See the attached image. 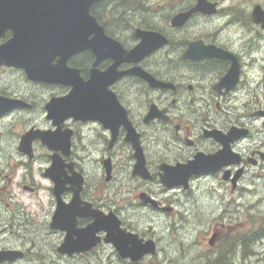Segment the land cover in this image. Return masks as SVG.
Listing matches in <instances>:
<instances>
[{"label":"flooded vegetation","instance_id":"obj_1","mask_svg":"<svg viewBox=\"0 0 264 264\" xmlns=\"http://www.w3.org/2000/svg\"><path fill=\"white\" fill-rule=\"evenodd\" d=\"M197 1L163 0L154 10L150 0L94 3L89 15L96 25L88 41L97 42L94 31L102 28L127 53L140 43L137 30L159 33L167 44L143 58H115L109 47L98 45L72 55L66 68L80 86L91 84V90L77 93L65 77L48 82L58 58L45 59L34 80L30 49L25 63L23 52L5 49L12 31L0 35V252L17 254L2 264H57L48 252L73 261L112 246L100 231L92 250L59 252L67 231L52 227L56 184H61L62 207L77 195L70 226L75 233L91 225L94 218L88 215L98 212L115 216L121 231L146 241L151 238L138 233L125 209L175 217L178 195L185 194L189 227V193L196 184L229 192V204H235L240 191L264 181V27L256 22L261 17H254L257 7L264 14V0H205L214 5L212 14L196 13L173 27L171 19ZM146 14L167 17L165 29L147 23ZM196 18L222 24L197 34ZM195 43L192 56L184 58ZM206 46L219 50L217 56L204 57ZM38 132L45 141L34 138ZM220 152L222 160L211 162ZM198 160L204 172L192 174L186 190L162 183L178 166ZM13 235L19 244H3Z\"/></svg>","mask_w":264,"mask_h":264},{"label":"water","instance_id":"obj_2","mask_svg":"<svg viewBox=\"0 0 264 264\" xmlns=\"http://www.w3.org/2000/svg\"><path fill=\"white\" fill-rule=\"evenodd\" d=\"M101 0H0V35L10 30L13 33L12 39L8 42L5 49L16 48L18 52H23L22 60L26 63V52L32 53L34 80H39V74H42L44 61L51 63L58 58L56 66H50L49 83H61L62 78L73 86V92H79L82 89L91 90V84H82L81 86L74 75V71L66 68L65 63L72 55L83 51L95 49L96 45L104 46L113 51L115 58L128 55L129 58H143L151 54L154 50L167 44V40L159 33L136 31V37L140 43L130 52H125L121 45L110 38H106L102 28L94 31L97 34V42L88 41V37L93 32L95 19L89 15L90 7ZM214 5L206 4L205 0H198L197 4L189 12L178 14L171 19L173 27H182L188 19L196 13L212 14ZM260 7L254 13L255 19L258 15L261 19L256 22L262 23L264 27V14ZM198 43L191 45L185 53L184 58L192 55V49ZM17 46V47H16ZM212 46L204 47V57L217 56L218 52ZM26 69L24 64L23 66ZM58 77V78H57ZM150 78V76H147ZM60 78V79H59ZM80 81V80H79ZM157 86L164 87L166 84L157 83ZM34 138L45 141V134L38 132ZM223 152L211 156V162L222 160ZM140 162V160H139ZM192 171V172H191ZM190 172V173H189ZM204 172L200 160L189 163L186 166H178L175 171L162 178V183L167 187H181L184 190L188 188V181L192 174ZM61 184H56L55 195L58 199V206L53 217L52 227L67 231L64 244L59 249L62 254L72 255L92 250L98 243L99 238L95 239V234L104 231L106 236L104 242L113 245L119 257L123 260H130L132 263L141 261L145 256H154L156 254V245L152 240L144 242L137 235L125 233L119 229V222L115 216L109 215L103 217L100 213L94 212L88 216L94 218V222L87 228L75 233L70 229L73 222V209L77 200L66 206L60 205L58 198L61 192ZM216 235L209 240L213 245ZM17 254L14 252H0V264L14 260Z\"/></svg>","mask_w":264,"mask_h":264},{"label":"rangeland","instance_id":"obj_3","mask_svg":"<svg viewBox=\"0 0 264 264\" xmlns=\"http://www.w3.org/2000/svg\"><path fill=\"white\" fill-rule=\"evenodd\" d=\"M150 1V10L156 9V5H164L163 0ZM130 15L131 19L138 20L136 15L140 17L137 13ZM143 19L160 29H165L168 21L167 17L157 14H146ZM221 24V19L210 22L196 18L192 21L197 34L205 30L216 31ZM257 127H260L258 123ZM238 194L240 196L235 204H229V192L225 194L220 188L213 191L205 182L196 184L193 192L189 193V227L185 194L178 195V214L175 217L151 213L143 208L125 209L124 216L138 233L151 238L157 246L154 256H147L133 264H211L220 254L224 255L225 264H264V181L260 180L252 189ZM127 199L132 200L131 196ZM42 200L47 201L45 194ZM26 201L35 202L29 198ZM257 233L259 238H253ZM214 234H218V238L210 245L209 240ZM34 239L35 244L40 243V237ZM242 239H247L246 246L242 244ZM2 242L14 246L18 239L13 235ZM228 244L231 247H227ZM48 254L49 259L57 264H129L119 258L113 246L100 249L96 256L73 261L59 259L52 251Z\"/></svg>","mask_w":264,"mask_h":264},{"label":"trees","instance_id":"obj_4","mask_svg":"<svg viewBox=\"0 0 264 264\" xmlns=\"http://www.w3.org/2000/svg\"><path fill=\"white\" fill-rule=\"evenodd\" d=\"M260 234L257 233V234H254L253 235V238H259ZM233 239H230V241H232ZM242 244L244 246L247 245V239H242ZM227 247H231V244H228ZM225 257L223 254H220L214 261H212L213 264H225ZM211 263V264H212Z\"/></svg>","mask_w":264,"mask_h":264},{"label":"bare ground","instance_id":"obj_5","mask_svg":"<svg viewBox=\"0 0 264 264\" xmlns=\"http://www.w3.org/2000/svg\"><path fill=\"white\" fill-rule=\"evenodd\" d=\"M259 240V239H258ZM212 260V259H211ZM214 261V260H213ZM210 262V261H209ZM157 264V263H156ZM160 264V263H159ZM213 264V263H212Z\"/></svg>","mask_w":264,"mask_h":264}]
</instances>
